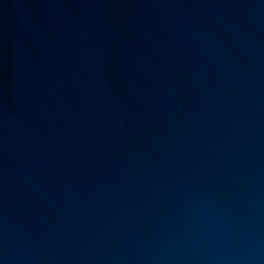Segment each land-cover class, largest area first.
Returning a JSON list of instances; mask_svg holds the SVG:
<instances>
[{
    "label": "water",
    "instance_id": "1",
    "mask_svg": "<svg viewBox=\"0 0 264 264\" xmlns=\"http://www.w3.org/2000/svg\"><path fill=\"white\" fill-rule=\"evenodd\" d=\"M0 264H264V0L1 28Z\"/></svg>",
    "mask_w": 264,
    "mask_h": 264
}]
</instances>
